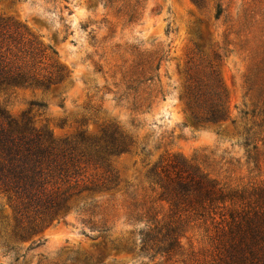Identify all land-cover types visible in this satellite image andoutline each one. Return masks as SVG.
Here are the masks:
<instances>
[{
  "label": "rangeland",
  "instance_id": "374dc122",
  "mask_svg": "<svg viewBox=\"0 0 264 264\" xmlns=\"http://www.w3.org/2000/svg\"><path fill=\"white\" fill-rule=\"evenodd\" d=\"M137 2L0 0V24L25 25L52 48L40 57L41 75H57V65L68 73L48 92L24 86L3 90L0 104L19 117L32 101L45 103L36 119L60 141L81 146L83 134L99 137L117 123L137 142L113 159L114 177L104 168H90L85 175L96 190L85 192L55 221L35 222L38 234L28 232L33 221L17 217L11 197L0 190V264H61L68 258V264H77L86 254L101 252L107 255L104 264H210L203 253L211 248L214 228L202 220L187 226L183 254L167 259L143 251L145 223L130 213L135 203L141 211L158 198L150 168L170 154L197 155L223 184L249 188L264 182V0H139L140 20L129 24L118 10L136 8ZM219 6L224 13L217 19ZM133 46L164 57L158 97L147 111H132L117 100L119 65L131 61ZM195 85L215 103L222 100V121L193 122L191 105L200 115L209 107L192 101ZM155 207L169 210L161 201ZM17 232L28 238L20 240Z\"/></svg>",
  "mask_w": 264,
  "mask_h": 264
},
{
  "label": "trees",
  "instance_id": "16d2710c",
  "mask_svg": "<svg viewBox=\"0 0 264 264\" xmlns=\"http://www.w3.org/2000/svg\"><path fill=\"white\" fill-rule=\"evenodd\" d=\"M138 4L139 0L136 8L118 10L127 23L140 20ZM223 13L219 6L216 18L220 19ZM43 46L29 27L18 25L12 29L0 24V92L19 86L40 87L48 92L53 85L65 81L68 73L62 65H57L55 76L39 72L41 55L52 50ZM132 50L131 61L119 65L117 100L125 101L132 111H147L158 97L156 81L164 57L136 46ZM195 86L192 101L196 106L209 107L205 115H200L191 105L193 122L201 125L222 121L226 115L224 105L219 103L222 100L215 103ZM45 107L43 102L32 101L21 116L15 117L0 104V190L11 197L17 217L33 221L28 228L31 235L40 232L35 222L55 221L63 212L73 209L85 192L96 190L85 175L90 168H104L114 177L113 159L131 152L137 143L117 123L105 127L99 137L83 134L81 146L60 141L48 125H39L36 119V113ZM149 178L159 189L158 198L141 211L135 203L130 213L131 218L145 223L140 234L143 251L167 259L183 254L181 239L187 226L191 221L202 220L214 228L211 248L203 253L210 264H264V182L249 188L231 187L214 177L197 155L190 158L179 154H170L151 167ZM157 201L167 203L169 210L156 211ZM16 234L22 241L28 238L25 233ZM8 247L13 251L17 245ZM106 256L104 252L86 254L77 264H104ZM69 261L72 259L61 264Z\"/></svg>",
  "mask_w": 264,
  "mask_h": 264
}]
</instances>
